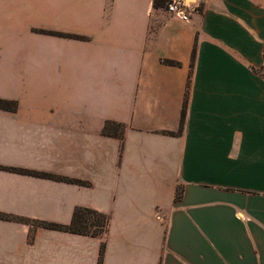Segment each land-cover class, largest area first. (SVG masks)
<instances>
[{"label": "crops", "instance_id": "crops-1", "mask_svg": "<svg viewBox=\"0 0 264 264\" xmlns=\"http://www.w3.org/2000/svg\"><path fill=\"white\" fill-rule=\"evenodd\" d=\"M188 1L0 0V212L109 215L0 219V264H264V0Z\"/></svg>", "mask_w": 264, "mask_h": 264}, {"label": "trees", "instance_id": "trees-1", "mask_svg": "<svg viewBox=\"0 0 264 264\" xmlns=\"http://www.w3.org/2000/svg\"><path fill=\"white\" fill-rule=\"evenodd\" d=\"M169 1L170 0H153V7L154 8H165ZM51 33H54L56 35H63L67 37H77L76 35L68 34V33H61V32H51ZM166 62L171 63V64L176 63L170 60H166ZM0 107L6 108V109H14L15 102L0 99ZM184 107H185V104H184ZM184 107L182 109L180 127L178 130V133L181 132L183 128L184 117H185ZM123 129H124L123 124L108 121L105 123L103 127V133L105 135L115 136V137H119L122 139ZM168 133L174 134L173 132H168ZM4 168L11 170V171L30 174L34 176L47 177V178L71 182V183H75L79 185H88V182L84 180H80L76 178H69V177L56 175L52 173L36 171V170H29V169H22V168H16V167H4ZM181 194H182V190L181 188H178L176 190L175 198L176 199L180 198ZM0 219L24 222V223L33 225L34 227H42V228H47V229L60 230V231L88 235V236H93V237L101 236L102 234H104L107 230L108 223H109V215L107 213H104L92 207H86V206H76L73 209L70 222L66 224L58 223V222H48V221H32L22 216L12 215L8 213H4V212H0ZM104 248L105 246L102 243L100 246V251H99L98 264H102Z\"/></svg>", "mask_w": 264, "mask_h": 264}, {"label": "built area", "instance_id": "built-area-1", "mask_svg": "<svg viewBox=\"0 0 264 264\" xmlns=\"http://www.w3.org/2000/svg\"><path fill=\"white\" fill-rule=\"evenodd\" d=\"M192 7L188 0H170L165 10L183 20H188V12Z\"/></svg>", "mask_w": 264, "mask_h": 264}, {"label": "rangeland", "instance_id": "rangeland-1", "mask_svg": "<svg viewBox=\"0 0 264 264\" xmlns=\"http://www.w3.org/2000/svg\"><path fill=\"white\" fill-rule=\"evenodd\" d=\"M32 227H34V226L32 225Z\"/></svg>", "mask_w": 264, "mask_h": 264}]
</instances>
